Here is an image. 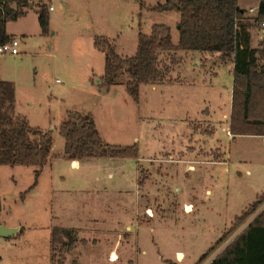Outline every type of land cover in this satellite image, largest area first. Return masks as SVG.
<instances>
[{
    "label": "rangeland",
    "instance_id": "obj_1",
    "mask_svg": "<svg viewBox=\"0 0 264 264\" xmlns=\"http://www.w3.org/2000/svg\"><path fill=\"white\" fill-rule=\"evenodd\" d=\"M164 1L53 0L43 34L38 10L49 0H32L24 16L8 22L19 53L0 55V78L15 83V109L32 126L52 130L54 144L48 168L25 198L37 167L0 164V220L19 228L0 240V264H196L207 252L198 264H209L264 210L263 200L217 244L264 194L262 136L228 133L230 61L179 51L172 80L142 84L138 102L124 84L108 91L100 83L97 36L132 56L140 32L166 24L178 44L180 13L151 9ZM260 41L253 30V45ZM69 110L93 113L109 143H138L139 157H94L74 166L62 156L59 132ZM56 226L77 229L84 241L67 254L63 244H51Z\"/></svg>",
    "mask_w": 264,
    "mask_h": 264
},
{
    "label": "trees",
    "instance_id": "obj_2",
    "mask_svg": "<svg viewBox=\"0 0 264 264\" xmlns=\"http://www.w3.org/2000/svg\"><path fill=\"white\" fill-rule=\"evenodd\" d=\"M140 2L145 5L143 0ZM29 4V0H0V44L14 36L8 33L7 24L24 16ZM258 8L257 19H264V0L259 1ZM151 9L180 13L178 44L173 42L172 29L166 24H154L149 34L140 32L137 50L132 56L119 54L113 41L97 36L94 45L104 52V73L100 78L104 88L109 90L114 85L124 84L130 96L138 102L142 84L172 80L170 73L172 65L179 64L175 58L179 51L217 53L223 62L233 64L229 131L234 138L263 136L264 40L253 45L255 18L247 15L240 0H165ZM38 13L42 33L48 34L50 11L46 3L40 5ZM164 55H168L169 61L163 58ZM15 107V83L0 78V164L37 167L35 182L21 195L25 198L52 157L54 136L52 130L32 126L25 115L16 113ZM59 132L65 139L62 156L70 161L94 157L137 159L140 154L138 143L117 145L105 141L91 112L67 111ZM263 200L264 194L244 213L237 215L217 244L256 211ZM78 241L84 240L79 238L75 228L56 226L52 230L51 244H63L67 247V254L73 251ZM210 249L213 250V246ZM209 264H264V210Z\"/></svg>",
    "mask_w": 264,
    "mask_h": 264
},
{
    "label": "built area",
    "instance_id": "obj_3",
    "mask_svg": "<svg viewBox=\"0 0 264 264\" xmlns=\"http://www.w3.org/2000/svg\"><path fill=\"white\" fill-rule=\"evenodd\" d=\"M32 0H29V2H31ZM47 4V3H46ZM48 5V9L49 11H52L55 9L54 4H53V0H49V4ZM258 6L254 7L251 6L247 9V15L254 17L255 20L254 22L256 23V27H255V31L257 33V35L260 37V39L264 40V19H257V15H258ZM20 44V39L17 36H13L9 41L0 44V55H5L7 53H11V54H18L19 53V49L18 46ZM228 133L231 134V132L228 130ZM263 140H264V135L262 136Z\"/></svg>",
    "mask_w": 264,
    "mask_h": 264
},
{
    "label": "water",
    "instance_id": "obj_4",
    "mask_svg": "<svg viewBox=\"0 0 264 264\" xmlns=\"http://www.w3.org/2000/svg\"><path fill=\"white\" fill-rule=\"evenodd\" d=\"M18 227H8L4 224H0V240H3L5 237L12 236L18 231Z\"/></svg>",
    "mask_w": 264,
    "mask_h": 264
},
{
    "label": "crops",
    "instance_id": "obj_5",
    "mask_svg": "<svg viewBox=\"0 0 264 264\" xmlns=\"http://www.w3.org/2000/svg\"><path fill=\"white\" fill-rule=\"evenodd\" d=\"M53 11V10H52ZM233 65V64H232ZM16 86V85H15ZM109 90H111V88L109 89ZM108 90V91H109ZM16 93H17V91H16ZM100 97H102V95H99ZM231 102H232V100H231ZM16 113H20V114H23V113H21V112H19V111H17V108H16ZM24 115V114H23ZM94 115V114H93ZM95 117V116H94ZM29 120V119H28ZM96 120V119H95ZM230 121V120H229ZM96 124H97V122H96ZM97 127H98V125H97ZM99 129V128H98ZM229 130V129H228ZM100 131V130H99ZM101 133V132H100ZM102 135V134H101ZM73 162V165L74 166H76V167H78L79 165H80V162L81 161H72ZM49 164V163H48ZM48 164L43 168V170H42V172H41V174H40V176L44 173V171L48 168ZM140 166V165H139ZM39 176V177H40ZM36 187L38 186V182H37V184L35 185ZM36 187H34L32 190H34ZM31 190V191H32ZM0 224H4L5 226H8V227H10V226H12V225H9L8 223H6V221H1L0 220ZM62 227V226H61ZM80 237V236H79ZM19 238V237H18ZM113 255H116V254H112L111 255V258H113Z\"/></svg>",
    "mask_w": 264,
    "mask_h": 264
}]
</instances>
